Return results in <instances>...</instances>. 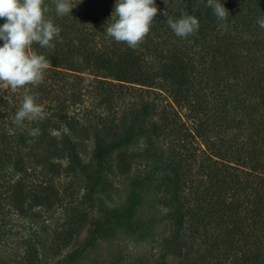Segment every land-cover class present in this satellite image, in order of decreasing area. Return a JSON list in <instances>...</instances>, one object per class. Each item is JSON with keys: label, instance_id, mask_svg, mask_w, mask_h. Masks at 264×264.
I'll return each instance as SVG.
<instances>
[{"label": "trees", "instance_id": "trees-1", "mask_svg": "<svg viewBox=\"0 0 264 264\" xmlns=\"http://www.w3.org/2000/svg\"><path fill=\"white\" fill-rule=\"evenodd\" d=\"M99 1L71 0L70 14L57 16L45 0L61 32L51 49L32 45L50 62L33 88L43 121L17 127L23 89L0 86V245L14 222L29 223L9 264H50L63 252L76 263L84 245L66 250L82 230L88 247L116 228L152 239L156 208L144 200L157 192L166 195V253L177 264H264V0H221L224 22L207 0H155L157 15L135 49L107 36L115 0ZM182 11L199 20L187 38L166 23ZM141 141L143 168L128 200L101 207L111 159L122 169L125 151ZM163 257L153 259L167 264Z\"/></svg>", "mask_w": 264, "mask_h": 264}, {"label": "clouds", "instance_id": "clouds-1", "mask_svg": "<svg viewBox=\"0 0 264 264\" xmlns=\"http://www.w3.org/2000/svg\"><path fill=\"white\" fill-rule=\"evenodd\" d=\"M57 16L70 14L74 7L71 0H51ZM218 21L227 20L229 13L221 0H207ZM49 12L45 0H0V85L12 91L23 89L21 102L13 123L24 128L25 121H43L45 110L37 102L38 93L33 88L44 80L45 70L50 66L48 58L37 54L33 44L51 49L54 39L59 37L58 27ZM158 9L155 0H115L114 9L104 26L108 37L117 43H125L129 48H137L149 34ZM174 34L181 38L193 35L199 29V20L186 11L179 18L169 16L166 20ZM257 23L264 29V18ZM226 28V24H221ZM31 86V87H30ZM39 128H29L28 135L38 136Z\"/></svg>", "mask_w": 264, "mask_h": 264}, {"label": "rangeland", "instance_id": "rangeland-1", "mask_svg": "<svg viewBox=\"0 0 264 264\" xmlns=\"http://www.w3.org/2000/svg\"><path fill=\"white\" fill-rule=\"evenodd\" d=\"M106 0H101L98 2L100 8ZM1 88H6L5 85H0ZM181 114H183L181 112ZM185 119V118H182ZM85 149L81 151V156L85 163L90 161V148L91 146L89 140L85 141ZM144 141L140 144L133 146L131 149L125 151V158L127 160L126 164L122 165V169H119L117 160L111 159V171L107 175L106 186L103 191L98 195L100 198V206L103 208H120L123 203L128 200L132 190L134 189V180L138 178L140 170L143 168L142 161L136 160V155L139 150L143 147ZM221 153L225 152V147L220 149ZM139 162V163H138ZM63 169L66 165L64 161L59 163ZM147 205L151 206L153 204L156 210H151L153 212V217H155V222L151 227V231L154 236L152 239L140 240L134 238L125 232L122 228H116L114 230V235L108 239H97L95 244L92 246H87L83 244V237L85 231H81L77 242L74 243L69 250H75L77 247L84 245V249L77 251L75 256L77 257L76 263L73 264H158L154 261V257H160L164 255L163 262L167 264H177L178 257L172 252L166 253L170 249H166V239L170 235H173L171 223L167 221L164 216L166 195L164 193H154V195L147 196L145 200ZM98 208V202L93 201L91 207L88 208V213L94 214ZM91 209V210H90ZM147 215V214H144ZM45 215L39 213L37 222H42ZM20 221L14 222L15 225H11L8 234L5 235L4 245H0V264H9L18 258L20 249L22 246L20 244L21 237L25 234V225L29 224L27 221L19 219ZM29 235V232H27ZM50 241V240H49ZM49 243V242H48ZM49 247V246H48ZM81 249V248H80ZM66 253H56L52 256V259L48 260L50 264H72L67 262L63 256ZM163 264V263H162Z\"/></svg>", "mask_w": 264, "mask_h": 264}]
</instances>
